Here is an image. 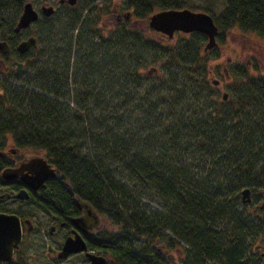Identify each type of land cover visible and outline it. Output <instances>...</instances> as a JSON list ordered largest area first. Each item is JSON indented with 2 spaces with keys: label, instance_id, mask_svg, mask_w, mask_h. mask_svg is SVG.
<instances>
[{
  "label": "trees",
  "instance_id": "trees-1",
  "mask_svg": "<svg viewBox=\"0 0 264 264\" xmlns=\"http://www.w3.org/2000/svg\"><path fill=\"white\" fill-rule=\"evenodd\" d=\"M13 1L0 0V13ZM119 1L142 20L170 8L206 12L218 43L233 29L264 37V0ZM77 19L65 18L62 31L73 32ZM115 31L126 36L48 39L51 69L6 94L0 130L60 174L48 191L58 206L68 209L67 193L110 224L98 242L113 264H264L254 250L264 246V212L255 207L264 201V56L260 65H226L222 101L208 80L216 50L201 52L202 34ZM154 61L162 72L145 75ZM244 188L250 203L240 200ZM0 264L25 262L17 253Z\"/></svg>",
  "mask_w": 264,
  "mask_h": 264
},
{
  "label": "flooded vegetation",
  "instance_id": "flooded-vegetation-1",
  "mask_svg": "<svg viewBox=\"0 0 264 264\" xmlns=\"http://www.w3.org/2000/svg\"><path fill=\"white\" fill-rule=\"evenodd\" d=\"M16 1L6 4L0 13V42L4 43L0 49V108L6 107V94L16 89L19 81L28 82L32 77L44 75L51 69L46 64L49 56L46 49L47 40L52 36H126L115 31L119 27L136 32L130 36H167L157 32L145 35L139 26L144 21L134 18L132 10L119 0H73V4L68 0ZM25 3H30L35 19L26 27L15 30ZM70 16L78 18L77 27L73 32L64 33V20ZM190 34L174 32L172 35ZM28 39H32L31 42L20 52L18 45ZM70 77L69 74V85L73 82ZM215 87L221 89V86ZM31 150L34 149L15 144L12 131L0 130V213H11L19 218L22 236L16 252H21L23 244L33 235L37 239L29 242V247H33L36 252L24 258L25 264H113L109 255L99 246L98 240L103 231L101 216L94 221L87 213L83 214L74 198L67 193L64 195L68 196V209L58 206L52 200L53 193H48L51 187L60 186L57 171L43 155H33ZM40 159H43L44 165L50 167L54 175L47 176L40 186L33 187L32 181V185H28V178L35 173H47ZM9 170L14 171V176L4 179L1 173ZM17 194L22 197H17ZM85 216L87 219L83 225H75L73 220ZM66 239L80 240L83 249L70 252L64 258L59 257Z\"/></svg>",
  "mask_w": 264,
  "mask_h": 264
},
{
  "label": "water",
  "instance_id": "water-1",
  "mask_svg": "<svg viewBox=\"0 0 264 264\" xmlns=\"http://www.w3.org/2000/svg\"><path fill=\"white\" fill-rule=\"evenodd\" d=\"M70 4H73V0H68ZM35 19V12L31 8L30 3H25L22 8L21 15L18 18V21L15 26V30H19L20 28H24L31 21ZM148 26L159 33L167 35L168 38L172 37L173 32L179 31L181 33H189V32H198L206 36L207 40L203 46L202 51L206 52L213 48L215 43V36L217 34V28L212 20V18L203 12H193L188 9H168L159 12H155L148 17ZM32 39H28L26 42H22L18 45L17 49L22 52L29 45L28 42H31ZM4 43L0 42V49ZM225 72V71H224ZM210 83L212 85H218V80L210 77ZM227 98V94L223 92L221 94V99L225 100ZM41 162L44 165L43 160ZM47 168V173H35L30 178H28V185H32L30 181H32L33 187L40 186L43 180L47 177L53 176L52 170L49 169L47 165H44ZM13 170L3 171L1 176L4 179H9L14 176ZM248 189H244L241 194V201L248 202ZM17 197H22L17 194ZM78 207L83 209L91 219L96 220L95 214L89 208V206L80 201H76ZM86 215V214H85ZM87 216V215H86ZM79 217L73 222L75 225L80 227L83 225V222L87 219V217ZM21 237V229L19 219L14 215H6L0 213V262H6L11 259L12 252L17 248V245L20 241ZM83 249L81 241L66 239L62 249L59 253V257L64 258L70 252H77ZM262 258L264 261V253L262 254Z\"/></svg>",
  "mask_w": 264,
  "mask_h": 264
},
{
  "label": "rangeland",
  "instance_id": "rangeland-1",
  "mask_svg": "<svg viewBox=\"0 0 264 264\" xmlns=\"http://www.w3.org/2000/svg\"><path fill=\"white\" fill-rule=\"evenodd\" d=\"M114 1L116 0H111V2H114ZM182 1L185 3V5L191 4L190 6H192L194 3L195 4L201 3V0H182ZM110 5L111 4H109L108 7H110ZM143 21L144 23L143 22L140 23L139 26L143 29V33L145 35H151L152 31H150L147 28L146 19H144ZM76 27L77 26H75V28ZM244 36H242L239 32H237L236 29H233L232 32L226 34L224 41L222 43L217 42V46L215 48L216 52L215 53L211 52L208 54V64L212 67V72H213L212 75L214 76L215 79L220 81L221 90H219V93L221 91L228 92L230 88V78L228 77L225 79L222 76V71H221L222 67L225 66V68L228 69V71L230 72V68L226 66L227 65L226 61L233 60L235 62H242V61L248 62L250 60L252 61L254 60L256 61L258 65H260L259 63L261 62V59L264 56V37H258V35L254 33L250 34L249 36L247 35H244ZM51 38H54V36H52ZM247 42H248V46L245 45V43ZM149 66L156 68V72L154 74H157V73L160 74L162 72V70L160 69L159 61H154L153 63L149 65H145V67L142 68L143 71L149 68ZM20 82L21 81H19V83ZM31 153L33 155L35 153L43 155V153L37 149L31 150ZM261 202L263 201H257V205H260ZM15 208L16 206L14 207V209ZM105 225L106 224L103 225V228L106 229ZM38 238H40V236ZM35 239L33 235L28 237L26 243H28L27 248L29 249V251H27L25 248L26 243L23 244L22 249H21V251L24 254L23 256L28 257V255H31L34 252H36L34 251L35 249L33 247L32 249L29 247V242H33ZM23 248L27 252L24 251ZM171 254L172 252L169 255Z\"/></svg>",
  "mask_w": 264,
  "mask_h": 264
}]
</instances>
